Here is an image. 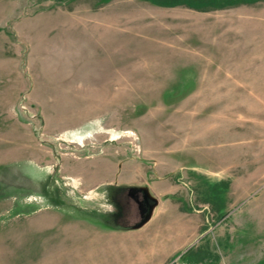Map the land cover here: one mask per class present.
Masks as SVG:
<instances>
[{"label": "rangeland", "instance_id": "rangeland-1", "mask_svg": "<svg viewBox=\"0 0 264 264\" xmlns=\"http://www.w3.org/2000/svg\"><path fill=\"white\" fill-rule=\"evenodd\" d=\"M218 1L0 0V245L68 225L0 264H264V0Z\"/></svg>", "mask_w": 264, "mask_h": 264}, {"label": "crops", "instance_id": "crops-1", "mask_svg": "<svg viewBox=\"0 0 264 264\" xmlns=\"http://www.w3.org/2000/svg\"><path fill=\"white\" fill-rule=\"evenodd\" d=\"M155 216V215H154ZM153 219H151L147 224H145L143 227H148ZM119 221V220H118ZM82 222V221H80ZM84 222V221H83ZM56 223V222H54ZM53 223V224H54ZM119 223L122 224V222L119 221ZM4 228H18L19 231H8L7 234L3 235V245H0V250L5 253L9 254V258H14L13 256H19V258L24 255L27 251V240H21V238L17 239V235L27 233V229H34L33 233L35 235H39L42 239H45L47 243L54 244L53 238H49L48 236H45L46 233H50L53 231H50V229L53 228H66L68 225L60 224V222H57V224L52 225V223H45L44 221L34 220V221H14V222H5ZM23 229V230H22ZM50 231V232H49ZM110 234L111 236L118 237V231H113L110 233H106V236ZM122 234V233H120ZM186 234V231H185ZM92 237V236H91ZM104 238V237H103ZM182 239L180 238L179 241ZM43 243V242H42ZM164 251V248H163Z\"/></svg>", "mask_w": 264, "mask_h": 264}, {"label": "trees", "instance_id": "trees-1", "mask_svg": "<svg viewBox=\"0 0 264 264\" xmlns=\"http://www.w3.org/2000/svg\"><path fill=\"white\" fill-rule=\"evenodd\" d=\"M217 1L218 0H153V2L160 5H165V6L186 5L196 10H205L207 7H214V4ZM249 1L250 0H244L243 2L248 3ZM226 2L231 3L229 0H227Z\"/></svg>", "mask_w": 264, "mask_h": 264}, {"label": "water", "instance_id": "water-1", "mask_svg": "<svg viewBox=\"0 0 264 264\" xmlns=\"http://www.w3.org/2000/svg\"><path fill=\"white\" fill-rule=\"evenodd\" d=\"M144 192H145V195H146V203H147V206H148L147 213H146L145 217H143L141 223H139L138 225L134 226L133 228L142 227L147 222H149L151 220L152 216H153L155 207L158 205L157 199L152 197L146 189H144Z\"/></svg>", "mask_w": 264, "mask_h": 264}, {"label": "bare ground", "instance_id": "bare-ground-1", "mask_svg": "<svg viewBox=\"0 0 264 264\" xmlns=\"http://www.w3.org/2000/svg\"><path fill=\"white\" fill-rule=\"evenodd\" d=\"M242 114H243V113H242ZM237 116H238V115H237ZM237 116H236V117H237ZM245 116H246V115H245ZM242 117H243V119H244V116H243V115H240V116H239V118H241V119H242ZM214 118H215V117H214ZM212 121H213V119H212ZM208 130H209V129H208Z\"/></svg>", "mask_w": 264, "mask_h": 264}]
</instances>
